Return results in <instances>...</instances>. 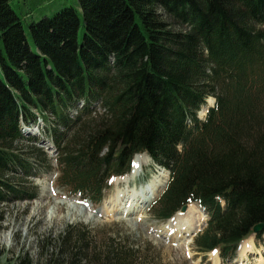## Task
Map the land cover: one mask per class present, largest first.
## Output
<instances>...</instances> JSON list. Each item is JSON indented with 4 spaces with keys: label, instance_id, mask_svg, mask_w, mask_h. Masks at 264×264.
Returning <instances> with one entry per match:
<instances>
[{
    "label": "trees",
    "instance_id": "16d2710c",
    "mask_svg": "<svg viewBox=\"0 0 264 264\" xmlns=\"http://www.w3.org/2000/svg\"><path fill=\"white\" fill-rule=\"evenodd\" d=\"M57 1L0 0V201L51 167L20 129L40 117L60 148L71 130L59 179L71 193L99 200L147 153L171 172L161 217L200 202L198 248L234 256L264 222V0H65L49 13Z\"/></svg>",
    "mask_w": 264,
    "mask_h": 264
},
{
    "label": "rangeland",
    "instance_id": "374dc122",
    "mask_svg": "<svg viewBox=\"0 0 264 264\" xmlns=\"http://www.w3.org/2000/svg\"><path fill=\"white\" fill-rule=\"evenodd\" d=\"M64 1L58 0L47 11L52 13ZM211 97L212 102L208 99L198 111L201 121L215 106V97ZM39 123L40 128L36 127L37 123L29 127L22 124L21 131L25 140L35 136V144L43 148L52 164L35 169L31 177L14 178L30 194L17 197L8 194L10 201H0V264H14L22 255H28L37 264L51 259L56 264H259L264 255V239L260 241L254 235L245 240L246 250L239 249L235 258L225 260L221 247L211 252L200 250L195 239L208 225L210 214L195 201L172 214L179 212L175 219L179 224L184 221L182 231L166 235L164 227L177 221H169L172 215L161 217L159 208L171 172L158 166L145 153L136 155L142 162V170L129 186L147 183L152 177L165 181L168 176L165 187L146 205L132 202L124 207L123 214L106 213L115 192L125 187L123 183L115 184L125 174L109 179L99 200L71 193L70 188L59 181L63 175L60 160L70 141L71 130L63 136L60 148L44 131L42 118ZM24 143L23 148L29 149V142ZM188 211L192 212L190 217H186Z\"/></svg>",
    "mask_w": 264,
    "mask_h": 264
},
{
    "label": "bare ground",
    "instance_id": "6f19581e",
    "mask_svg": "<svg viewBox=\"0 0 264 264\" xmlns=\"http://www.w3.org/2000/svg\"><path fill=\"white\" fill-rule=\"evenodd\" d=\"M212 100H213V98L210 97L209 101L212 102ZM138 155H141V154H138ZM132 162L133 163H132L131 171L115 182L116 185L123 183V184H125V187H124V189L122 187V189H119V190H117V192H115V194L113 195V197L110 200L109 206L107 207L106 213L120 212L121 214H123V209L127 204H130L132 202H134L135 204H139V203H143L145 200L152 201L154 199V197L158 193H160V191L167 184L166 182L168 181V176L166 177L167 180H165V181L160 180L158 177H152V179L149 180V182L145 183L144 185H141L140 187H137V189L135 187L131 188L129 186L130 185L129 183L131 181H133L137 176H139V173L142 170L141 169L142 168V162L141 161L139 162V158H137V156L134 157ZM154 183H157V185L153 186ZM109 185H110V183H109ZM135 204H134V206H135ZM134 209H135V207H133V210ZM191 214H192V212L188 211V213L186 214V217H190ZM176 215H174L172 218H170L169 221H174ZM175 220H177V219H175ZM183 224H184V221L179 224V222L177 220V221H175L174 224L166 225L164 227L163 231L166 233V235L173 236L174 234L178 233L179 231H182ZM179 225H180V228H179ZM191 225H192V223H191ZM175 230H177L178 232H175ZM188 230H190V229H188ZM239 249L242 250L243 252L246 250V241H244L241 244V247ZM259 264H264V258L263 257L260 259Z\"/></svg>",
    "mask_w": 264,
    "mask_h": 264
},
{
    "label": "water",
    "instance_id": "95a60500",
    "mask_svg": "<svg viewBox=\"0 0 264 264\" xmlns=\"http://www.w3.org/2000/svg\"><path fill=\"white\" fill-rule=\"evenodd\" d=\"M264 229V222L258 223L256 226H254L253 231L254 233H259Z\"/></svg>",
    "mask_w": 264,
    "mask_h": 264
}]
</instances>
